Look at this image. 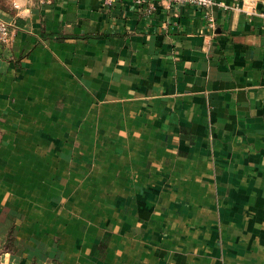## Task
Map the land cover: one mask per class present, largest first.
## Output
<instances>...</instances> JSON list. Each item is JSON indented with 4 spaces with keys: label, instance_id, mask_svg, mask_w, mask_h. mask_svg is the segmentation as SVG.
<instances>
[{
    "label": "crops",
    "instance_id": "crops-1",
    "mask_svg": "<svg viewBox=\"0 0 264 264\" xmlns=\"http://www.w3.org/2000/svg\"><path fill=\"white\" fill-rule=\"evenodd\" d=\"M209 13L0 0V264H264V0Z\"/></svg>",
    "mask_w": 264,
    "mask_h": 264
},
{
    "label": "built area",
    "instance_id": "built-area-1",
    "mask_svg": "<svg viewBox=\"0 0 264 264\" xmlns=\"http://www.w3.org/2000/svg\"><path fill=\"white\" fill-rule=\"evenodd\" d=\"M42 1H53V0H42ZM115 0H106L107 4H111ZM136 3L147 2L150 7H153V2L156 0H134ZM166 6L169 4H192L205 10L206 17L210 25L213 24V18L209 13V9L213 5V0H162ZM15 7H18L14 3ZM264 15V14H263ZM14 35L13 26L10 23L0 18V45H8L12 42Z\"/></svg>",
    "mask_w": 264,
    "mask_h": 264
},
{
    "label": "rangeland",
    "instance_id": "rangeland-1",
    "mask_svg": "<svg viewBox=\"0 0 264 264\" xmlns=\"http://www.w3.org/2000/svg\"><path fill=\"white\" fill-rule=\"evenodd\" d=\"M13 249H15V248L13 247L12 237H9L7 239V241L5 242V244L3 246H0V252L3 250L4 251H13Z\"/></svg>",
    "mask_w": 264,
    "mask_h": 264
}]
</instances>
